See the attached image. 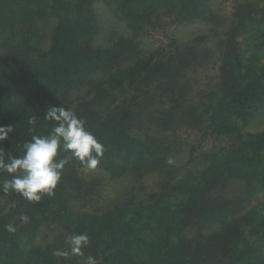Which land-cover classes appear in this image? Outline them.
Masks as SVG:
<instances>
[{"label": "trees", "instance_id": "trees-1", "mask_svg": "<svg viewBox=\"0 0 264 264\" xmlns=\"http://www.w3.org/2000/svg\"><path fill=\"white\" fill-rule=\"evenodd\" d=\"M214 1L0 0V126L13 129L0 142L5 162L55 126L44 118L47 106H62L104 146L96 168L113 177L128 172L137 187L157 176L150 192L133 185L87 211L79 205L96 185L80 176L84 164L58 150L54 159L68 163L53 197L29 202L0 190V264H89V257L96 264H264V202H253L264 195V130H246L264 111V5L236 3L220 38ZM98 5L130 34L97 45ZM197 22L209 23L216 40L199 35L142 56L150 30ZM209 63L216 84L200 93L196 68ZM83 86L88 96L72 106V91ZM181 130L228 144L193 164L201 145L187 148ZM185 149L190 158L181 168L171 159ZM11 178L0 171V187ZM234 181L241 190L224 195ZM50 224L60 236L38 243ZM80 234L88 242L73 253L68 238Z\"/></svg>", "mask_w": 264, "mask_h": 264}, {"label": "rangeland", "instance_id": "rangeland-1", "mask_svg": "<svg viewBox=\"0 0 264 264\" xmlns=\"http://www.w3.org/2000/svg\"><path fill=\"white\" fill-rule=\"evenodd\" d=\"M239 2H251L261 7L264 5V0H215L213 3V8L222 17L223 23L220 27V38L224 35L227 27L232 21V13L236 3ZM98 17L101 19L102 31L96 36L95 42L97 45L108 46L111 44L112 40L117 36L124 34L129 35L130 31L126 25L120 21H117L109 9L104 5H98L96 8ZM206 35L207 39L211 42L216 40V35L212 32V27L209 23H193L181 26H168L165 28H159L157 30H150L148 34L144 36V44L141 46L142 56L147 55L150 51L162 47L166 50L173 48L176 44L174 43H184L188 42L196 36ZM174 39V40H172ZM210 42V43H211ZM197 74L194 76L198 79L195 83V88L198 92L202 93V90L206 88L214 87L216 84V67L209 63L203 66H197ZM195 72L193 73V75ZM87 86H83L77 90L72 91L70 100L72 101V106L79 102L82 98L88 96ZM248 131H262L264 130V111L259 113L255 119H253L247 126ZM182 132V138L188 142L187 148L190 145H198L200 143L201 147L198 146L193 155V164L200 160L202 153H213L219 152V150L225 146L227 143L226 137L217 138L215 136H206L202 139V133L199 131H180ZM190 158V152L185 149L182 153L177 154L172 157V162L175 164L185 165V163ZM191 160V161H192ZM191 164V163H190ZM80 176L85 179L88 183H94L96 186L89 193L85 204L80 203V208L87 211H94L105 206L108 200L113 198H119L126 194L128 188L133 185L136 186L137 192L140 194H145L150 192L155 187V182L157 181V176L151 174L146 176L140 181V186L137 187L136 183L133 182L132 176L127 172L119 177H113L108 172L95 168L88 169L82 168L79 171ZM241 190V183L239 181L231 182L225 189L221 190L224 195L230 197L237 195ZM86 200V201H87ZM264 202V195H259L257 200L253 202ZM61 231L56 225L50 224L49 227L44 228L38 237V243L48 244L55 242L56 238L60 236ZM188 235L192 232L188 230Z\"/></svg>", "mask_w": 264, "mask_h": 264}, {"label": "clouds", "instance_id": "clouds-1", "mask_svg": "<svg viewBox=\"0 0 264 264\" xmlns=\"http://www.w3.org/2000/svg\"><path fill=\"white\" fill-rule=\"evenodd\" d=\"M46 120L54 121L55 126L44 136L33 135L30 142L24 144V153L20 157H9L5 162L0 153V171L12 174L10 180H5L0 187L4 193L10 190L18 193L29 202H39L42 196L53 197L55 188L61 178V170L68 163L67 158L54 159L59 151L69 152L88 169H95L99 157L103 155L104 146L84 127V121L79 119L74 111L62 106H47L44 115ZM36 123L33 117L30 121ZM13 131L11 125L0 126V142L8 139ZM15 207V204L11 205ZM21 223H27L29 217L20 215ZM6 231L14 233L13 224L5 226ZM73 253H80L81 247L88 242L86 234L68 238ZM89 264H96L89 257Z\"/></svg>", "mask_w": 264, "mask_h": 264}]
</instances>
